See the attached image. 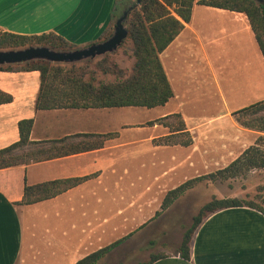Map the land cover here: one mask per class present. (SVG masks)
Masks as SVG:
<instances>
[{"label":"crops","instance_id":"crops-1","mask_svg":"<svg viewBox=\"0 0 264 264\" xmlns=\"http://www.w3.org/2000/svg\"><path fill=\"white\" fill-rule=\"evenodd\" d=\"M115 3L116 0H0V28L27 35L55 32L82 48L103 41L114 32ZM198 12H202L203 19L209 16L212 24L205 26L206 20L198 18ZM222 19L229 25L213 22ZM225 42H229L231 52L251 51L257 59L262 69L258 71L260 78L256 74L255 83L264 76V56L247 15L195 3L190 22L160 54L174 97L165 105L157 106L165 110L162 116L154 118L175 113L168 109L173 103L182 105L184 98L179 94L180 88L188 94L198 87L210 90L211 83L216 79L219 82L214 60L223 54L220 46ZM211 47L218 50L212 54ZM104 80L114 81V78ZM40 86L39 70H0V89L13 96L12 101L0 104V149L20 140V120H34L30 132L33 143L22 149L29 160L0 168V264H76L94 251L88 249V253L83 254V239L75 235L77 225L83 218L90 221L98 215V206L114 202V196L110 198L108 194V177L113 174L124 177L141 157L130 155L131 132L135 127L129 126L130 117H127L132 108L145 107L39 110L36 102ZM233 111L229 107L196 123H190L182 115L194 145L211 128L218 129L220 140H237L244 130L264 134L238 124ZM159 126L168 128L156 124L153 130L159 132ZM232 128L236 130L234 137L227 134ZM155 137L158 136L151 138ZM157 156H154L155 165L166 170L163 166L166 160ZM224 159L227 156L186 155L184 160L174 162L173 167L156 175L171 181L170 176H177L176 172L182 167L203 164L205 168L197 172L201 174ZM84 176L91 178L54 197L32 204L20 203L26 185ZM128 201L120 206L123 219L119 224H128L126 231L132 223L146 217L137 219L146 203H139L140 199L134 201L133 208L137 210L132 215V201ZM141 207L143 209L139 210ZM151 264H264V212L238 206L211 213L195 232L190 259L181 257L177 249Z\"/></svg>","mask_w":264,"mask_h":264},{"label":"trees","instance_id":"trees-1","mask_svg":"<svg viewBox=\"0 0 264 264\" xmlns=\"http://www.w3.org/2000/svg\"><path fill=\"white\" fill-rule=\"evenodd\" d=\"M195 3L245 13L264 56V2L259 3L256 0H116L113 13L114 25L122 13L128 11L125 25L129 31L126 40H129L133 46L134 62L131 70L123 69L110 54L97 61L87 60L86 63L56 64L41 59L18 65H0V70L40 71L41 86L36 102V108L39 110L106 107L154 108L165 105L174 97V90L160 54L181 33L186 23L190 22ZM112 34L113 31L106 39ZM31 45L48 46L59 51L81 48L71 44L55 32L27 35L4 31L0 28V49H16ZM102 73L115 75V80L104 81L99 77ZM12 100V94L0 89V104ZM232 115L241 126L264 133V99L237 109L232 112ZM169 118L177 120V123L167 122ZM33 122V118L19 121L20 140L0 149V168L29 160L19 159L17 151L33 143L30 141ZM147 124L149 126L161 124L169 128L168 134L153 138L152 142L156 146L189 147L194 142L179 112L150 120ZM116 134L111 133V135ZM256 169L264 170V134H260L254 144L247 147L226 167L187 179L169 190L156 216L202 181L216 182L246 176ZM88 178L91 176L55 179L35 185H26L24 198L20 203L32 204L54 197ZM238 206H249L264 212L263 208L257 207L254 203L244 202L238 198H213L201 207L194 217L192 226L184 233L178 248L180 256L190 259L193 237L206 217L218 210ZM131 234L133 232L90 252L76 264H99ZM164 256L166 255H153L149 261L142 264H151Z\"/></svg>","mask_w":264,"mask_h":264},{"label":"rangeland","instance_id":"rangeland-1","mask_svg":"<svg viewBox=\"0 0 264 264\" xmlns=\"http://www.w3.org/2000/svg\"><path fill=\"white\" fill-rule=\"evenodd\" d=\"M201 14L202 12H198V18L202 17ZM203 20H206L205 26L212 24L209 16L204 17ZM213 22L229 25L224 19ZM126 39V42L124 41L125 43L123 42L117 50L107 54H110L123 69L129 71L133 66V46ZM210 50L213 54L218 50V47H211ZM220 51L223 54L219 57L216 56L214 60L219 82L217 79L216 81L213 79L215 83H211L212 89L208 90L204 87L199 89L198 87L188 94H185L184 90L180 88L179 94L183 95L184 100H182V105L171 104L168 107L171 112L179 111L190 123H196L215 116L229 107L232 110H237L264 99V76L255 83L257 76L260 78L258 71L261 67L251 51H242L241 54L233 53L230 51L229 42L220 46ZM102 57L103 55L99 59ZM87 60L97 61L96 58H88L76 63H86ZM211 73H214L213 70ZM102 75L105 77L101 78ZM99 77L103 80L112 77L115 80V75L112 74L102 73L99 74ZM164 110L162 107L132 108L130 110L131 115L127 117H130L129 126L135 127L131 132L130 155H141V157L138 158L137 165L124 177H121L120 174L108 177V194L110 198L114 196V202L110 201L107 205L98 206L96 208L98 215H94L90 221L83 218L77 225L78 229H76L75 235L77 238L81 236L83 239V254H87L88 249L97 250L133 232L99 264H142L149 261L153 255L174 253L179 248L184 233L192 226L194 217L199 213L201 207L213 198H238L244 202H252L257 207L264 209V170L256 169L246 176L216 182L202 181L178 198L171 207L156 216V212L161 209L164 197L170 189L187 179L226 167L233 161L230 157L239 156L260 135L257 132L244 130L243 136L237 140H220L218 129L211 128L202 134L197 145L193 143L190 147L156 146L151 137L161 136L163 133L169 132V129L159 126L160 128H157L159 132H155L153 127L147 123L151 120L150 118L157 119L154 117L162 116ZM166 121L177 123V120L173 118ZM235 133L236 130L232 128L228 130L227 134L234 137ZM222 134L224 133L222 132ZM17 155L21 160L28 159L22 150H18ZM155 155H158L157 158L166 160L163 162V166L167 169L173 167L174 162L184 160L186 155H218L220 158L227 156V159H224L222 163L218 162L216 165H212L210 171L205 170L201 174L197 172L205 168L203 164L193 167L187 165L176 172L177 176H170L171 181H165L163 180L164 176L156 175L159 172H166L167 169L163 171L160 165H155ZM150 165L155 167L151 168ZM163 182H165L164 185ZM130 199L132 215L137 210V208H133L134 201L140 199L139 203H146L144 209L138 208L143 211L139 213L137 219L139 220L145 215L146 217L141 222L132 223L129 230L126 231L128 224H119L123 219L120 206L123 207V203H128Z\"/></svg>","mask_w":264,"mask_h":264},{"label":"water","instance_id":"water-1","mask_svg":"<svg viewBox=\"0 0 264 264\" xmlns=\"http://www.w3.org/2000/svg\"><path fill=\"white\" fill-rule=\"evenodd\" d=\"M263 3L264 0H256ZM128 11L117 19L114 32L108 39L71 51H59L48 46H26L22 48L0 49V65L20 64L33 60H47L55 63H76L85 59L112 53L128 38L129 31L125 25Z\"/></svg>","mask_w":264,"mask_h":264}]
</instances>
